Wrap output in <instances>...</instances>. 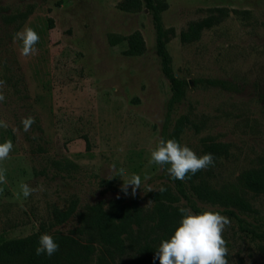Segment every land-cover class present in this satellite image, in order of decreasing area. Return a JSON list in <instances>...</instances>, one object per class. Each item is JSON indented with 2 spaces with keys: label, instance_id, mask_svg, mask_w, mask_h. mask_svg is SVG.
Wrapping results in <instances>:
<instances>
[{
  "label": "rangeland",
  "instance_id": "obj_1",
  "mask_svg": "<svg viewBox=\"0 0 264 264\" xmlns=\"http://www.w3.org/2000/svg\"><path fill=\"white\" fill-rule=\"evenodd\" d=\"M164 1L163 25L175 32L167 44L172 69L188 82L170 122L187 115L201 124L199 131L187 126L180 138V145L195 153L203 138L229 144L230 156L213 167L210 182L244 195L254 211L232 216L195 199L188 209L218 211L230 219L223 232L228 264H264V195L254 196L239 180L242 172L264 164V0ZM118 3L0 0V92L5 97L0 123L7 125L0 132L14 135L9 157L0 161L6 170V182L0 183V238L25 237L40 225L48 234L70 233L77 227L75 215L59 224L52 212L66 210L72 201L77 212L111 201L150 210V196L172 186L166 165L149 163L163 139L171 94L155 52L151 17L146 10L123 12ZM218 7L248 14L230 13L199 41L180 43L179 33L189 22ZM26 25L40 37L36 53L28 57L14 39ZM135 31L145 42L142 55L126 56L124 42L111 43V36ZM207 80L219 84L210 86ZM29 116L35 123L25 132L22 120ZM121 168L125 182L133 174L141 178L135 197L131 186L128 195L121 191L123 180L115 176ZM21 184L37 190L25 198Z\"/></svg>",
  "mask_w": 264,
  "mask_h": 264
},
{
  "label": "trees",
  "instance_id": "obj_2",
  "mask_svg": "<svg viewBox=\"0 0 264 264\" xmlns=\"http://www.w3.org/2000/svg\"><path fill=\"white\" fill-rule=\"evenodd\" d=\"M164 0H119V10L127 13H137L146 10L151 17L155 32V52L159 58L161 72L169 83L170 98L167 103V116L161 132L163 140L175 139L180 144V138L185 128L191 125L199 131L201 124H195L187 115L179 116L173 124L170 113L182 103L188 82L178 78L172 69V58L167 50L170 38L175 37L173 29H165L162 14L167 9ZM208 15L200 20L189 22L179 33L182 44H191L200 40L204 31L220 24L230 13L245 15L248 11L229 10L218 7L208 9ZM49 21V28H52ZM111 43L124 42L126 56H140L146 51L144 39L139 31L126 37L111 36ZM210 86L218 82L207 80ZM11 140L14 135L10 130L0 132V143ZM87 150L89 140L84 137ZM13 149V148H12ZM12 151V150H11ZM10 151V152H11ZM211 153L214 165L198 171L195 175L189 173L185 180H173L169 175V182L164 192H155L150 196L154 201L150 210H144L136 202L122 204L111 201L106 207L95 204L76 211V201L61 211L54 209L53 219L61 224L75 215L77 227L68 234L53 233L51 235L58 243L59 249L51 257L36 255L42 234H48L46 228L39 229L25 237L4 239L0 238V264H159L153 257L162 240L170 239L183 217L180 208H187L191 199L224 208L230 215L235 211L248 214L254 210L244 195L225 189H216L211 184L214 176L213 167L219 160L230 156L229 144L215 142L211 138L201 140L198 156ZM166 165V169L170 165ZM168 171V170H167ZM240 184L254 196L264 195V164L241 173ZM185 201V203H182ZM198 214L200 211L190 206ZM264 251V248H262ZM227 259V257H226Z\"/></svg>",
  "mask_w": 264,
  "mask_h": 264
},
{
  "label": "clouds",
  "instance_id": "obj_3",
  "mask_svg": "<svg viewBox=\"0 0 264 264\" xmlns=\"http://www.w3.org/2000/svg\"><path fill=\"white\" fill-rule=\"evenodd\" d=\"M14 39L22 42V56L28 57L36 53L35 45L40 37L31 27L26 25L22 30L16 32ZM3 83L0 81V87L3 86ZM4 99L3 93L0 92V102ZM34 123V117L29 116L23 119L24 131L28 132ZM0 127H7V125L0 123ZM12 148L11 140L0 143V161L9 157ZM149 163L161 166L170 165L167 170L171 178L183 181L189 173L195 175L196 172L214 165V157L211 153L198 156L191 148L180 145L175 139L167 141L160 139L156 148L151 151ZM112 170L116 171L114 165ZM5 172V169H0V183L6 182ZM124 175L125 170L121 168L115 176L122 179ZM129 186L132 189L131 195L135 197L137 189H141L140 176L133 174L127 182L123 180L121 191L125 195H128ZM20 187L25 198L37 190L28 184H21ZM2 191L3 189H0V192ZM151 191L153 190L149 188L148 192ZM159 191L162 193L166 189L161 188ZM151 202L149 201V203ZM179 211L184 214L179 226L170 239L161 241L153 259H158L159 264H228L226 259L228 249L223 232L226 226H230V219L221 215L220 212L212 210H205L199 214H193L187 208H180ZM58 249L59 245L51 235L42 234L35 253L38 256L44 254L51 257Z\"/></svg>",
  "mask_w": 264,
  "mask_h": 264
}]
</instances>
